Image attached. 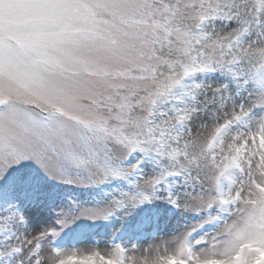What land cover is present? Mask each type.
I'll use <instances>...</instances> for the list:
<instances>
[{
	"label": "snow or ice",
	"instance_id": "1",
	"mask_svg": "<svg viewBox=\"0 0 264 264\" xmlns=\"http://www.w3.org/2000/svg\"><path fill=\"white\" fill-rule=\"evenodd\" d=\"M0 264H264V0H0Z\"/></svg>",
	"mask_w": 264,
	"mask_h": 264
}]
</instances>
